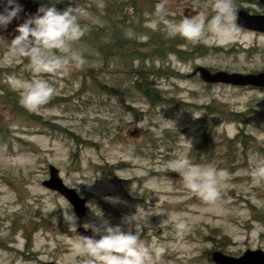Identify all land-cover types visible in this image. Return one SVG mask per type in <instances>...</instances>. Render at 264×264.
Listing matches in <instances>:
<instances>
[{"label": "rangeland", "instance_id": "rangeland-1", "mask_svg": "<svg viewBox=\"0 0 264 264\" xmlns=\"http://www.w3.org/2000/svg\"><path fill=\"white\" fill-rule=\"evenodd\" d=\"M35 1L57 10L73 7L78 22L93 29L107 24V0ZM157 2L135 1L141 16L129 20L139 25L126 30L128 39L144 43L150 33L168 35L163 22L156 29L149 26ZM212 2L167 0L166 18L179 20L202 10L211 15ZM234 2L236 12H264L255 2ZM115 21L122 27L120 17ZM95 31L73 44L83 65L62 75L40 73L56 92L51 103L33 111L34 118L0 100V264H82L84 257L74 253L71 240L78 227L99 223V213L116 225L137 212L141 239L164 249L154 264H214V251L234 258L247 250L264 252V179L257 183L250 175L254 162L264 158V90L205 84L193 74L197 67L264 72V34L239 28L227 43L211 36L195 42L171 36L183 41L179 57L150 56L145 48L143 61L133 59L125 69L120 58L104 61ZM139 66L170 104L150 105L132 89L142 74L134 72ZM33 75L28 59H11L9 45L0 39V95L9 90L20 99L12 78ZM240 132L245 144L235 140ZM203 141L206 148L197 149ZM185 153L195 164L229 173L215 203L189 192L166 167ZM129 156L138 160L133 163ZM49 166L86 200V213L79 218L67 202L75 230L63 219L66 200L42 186ZM178 218L187 224L182 232L175 227Z\"/></svg>", "mask_w": 264, "mask_h": 264}, {"label": "clouds", "instance_id": "clouds-1", "mask_svg": "<svg viewBox=\"0 0 264 264\" xmlns=\"http://www.w3.org/2000/svg\"><path fill=\"white\" fill-rule=\"evenodd\" d=\"M166 3L167 0H158L155 4V18L149 21L152 29L163 22L169 36H180L192 42L211 36L227 43L238 33L234 0H213L211 15L202 10L179 20L166 18ZM0 5V29H3L18 18L22 9L17 0H0ZM86 30L78 22L75 8L57 10L54 5H41L35 14L17 25V34L9 43V56L11 59L27 58L34 73L31 79L12 78L13 86L20 90V103L26 109L39 110L56 92L40 73L62 75L69 67L85 63L83 55L73 44L80 40ZM185 142L191 147L189 141ZM128 159L133 163L138 160L131 156ZM166 167L178 174L189 192L209 203L219 199L222 182L229 176L226 169L193 163L186 153L169 160ZM250 175L257 183L264 179V158L254 162ZM62 215L64 221L75 230L76 218L71 214L67 201ZM96 216L99 223L83 225L91 230V236L76 235L71 240L74 253L84 257L82 264H154V256L158 257L164 251L163 247L150 246L141 239V217L137 212L122 218L121 224L126 226V230L122 229L121 224L112 225L103 219L101 213ZM175 227L182 232L187 224L178 218Z\"/></svg>", "mask_w": 264, "mask_h": 264}, {"label": "trees", "instance_id": "trees-1", "mask_svg": "<svg viewBox=\"0 0 264 264\" xmlns=\"http://www.w3.org/2000/svg\"><path fill=\"white\" fill-rule=\"evenodd\" d=\"M136 0H107V5L104 9V15L106 17L107 24L105 27H96L93 29L90 26H86V31L90 34H96V44L99 43V48L96 49L101 53L104 61L113 60L115 58H120L121 61L125 64V69H127V63L129 62L130 67L132 66V60L143 61V56L145 53V48L150 50V56H163L168 54H175L179 57L182 54V51H179L178 46H183V41H179L178 39H174L171 36L160 34V33H150V38L144 43H140L136 41V39L131 40L128 39L125 35L126 30H135V27H138L139 24L129 23V20L132 18L136 19L141 16V10L139 7L135 5ZM131 12V15L129 13ZM120 17L122 27L116 26V21ZM94 35V34H93ZM105 39V43L102 42ZM150 46V49H149ZM143 49V50H142ZM196 52H199L196 49ZM135 74L142 73L138 76V79L135 80L132 84V89L139 93L143 99L150 105H158L163 102L169 104L172 101H167L162 98L161 94L150 86V82L145 76V73L141 71V67L134 69ZM126 75H129L130 72L128 70L123 71ZM108 91H115L114 88L107 89ZM116 96L119 97L118 94ZM0 100L7 105H11L13 108L21 112L22 115L26 116V118H30L32 116L34 118L33 111H29L26 109L21 103L18 96H15V93L12 91H4L2 95H0ZM122 101V99H120ZM49 103L50 100H49ZM127 110L130 111V107H127ZM36 118V117H35ZM235 140L245 144L247 141V137L240 132ZM229 142V141H228ZM206 148V142L203 141L197 149ZM231 151H228L230 154Z\"/></svg>", "mask_w": 264, "mask_h": 264}, {"label": "water", "instance_id": "water-1", "mask_svg": "<svg viewBox=\"0 0 264 264\" xmlns=\"http://www.w3.org/2000/svg\"><path fill=\"white\" fill-rule=\"evenodd\" d=\"M80 1V0H75ZM246 2H257L264 6V0H243ZM21 6L18 18L13 19L6 28L0 29V39L9 45L17 34L15 28L24 19L35 14L41 6L34 0H17ZM2 7V5H0ZM236 24L238 28L251 32L264 34V13L251 14L245 9L236 12ZM10 46V45H9ZM193 74H198L201 81L205 84H225L235 87H250L264 90V72L257 74H237L226 73L223 71L211 72L206 68L197 67ZM42 186L63 197L71 206L76 217H83L86 213V200L80 197L72 188L67 187L59 176V172L53 166L48 168V179L42 182ZM75 235L91 236V230L78 227ZM98 238V237H97ZM214 264H264V252L261 250H247L241 256L234 258L225 256L220 252L214 251L210 255ZM42 264H57L54 262H43Z\"/></svg>", "mask_w": 264, "mask_h": 264}, {"label": "flooded vegetation", "instance_id": "flooded-vegetation-1", "mask_svg": "<svg viewBox=\"0 0 264 264\" xmlns=\"http://www.w3.org/2000/svg\"><path fill=\"white\" fill-rule=\"evenodd\" d=\"M40 4V3H39Z\"/></svg>", "mask_w": 264, "mask_h": 264}]
</instances>
